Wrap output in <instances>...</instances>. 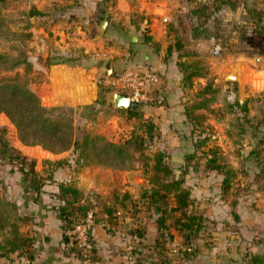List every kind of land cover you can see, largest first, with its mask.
<instances>
[{
	"label": "crops",
	"instance_id": "obj_1",
	"mask_svg": "<svg viewBox=\"0 0 264 264\" xmlns=\"http://www.w3.org/2000/svg\"><path fill=\"white\" fill-rule=\"evenodd\" d=\"M58 2L49 7L54 11L56 6L59 12L50 23L53 34L47 38L49 48L45 41L41 42L47 35L43 29L46 26L37 25L34 31L43 46L39 59L34 61L36 68L44 73L34 88L41 103L46 106L91 103L98 96L99 85L123 91L106 83V76L130 71L148 73L150 80L138 101L144 103V115L154 122L157 136L152 148L148 151L144 148L143 152L152 157L154 151H163L173 175L181 177L182 184L189 189L191 202L186 210L201 215V227L190 246L192 255L187 258L170 263L165 257L168 251L190 249L171 223L161 254L158 252L154 245L155 212L142 196L148 184L145 174L139 173L141 163L137 161L132 167L122 169L64 162L49 164L48 168V163L38 159L34 169L50 175L42 178L38 191L27 185L19 170L1 165V177L9 191L7 197L15 200L25 218L19 228L30 236L24 249L28 259L13 252L7 259L0 257L1 264L19 263L21 257H24L22 264H264V185L257 173L259 166L254 162V147L248 149L246 156L241 152L250 139L259 138L264 132V113L253 116L251 101L247 99L255 93L264 95V0ZM39 3L36 6L41 9ZM103 19L106 22L101 28ZM195 26L208 30L209 36H192L191 28ZM214 30L226 33L231 41L240 40L244 48L242 58L236 52L227 54L223 62L211 67L215 70L211 73L216 74L211 86L225 88L231 84L238 101L245 100L247 107L245 131L239 137L229 129L227 117L212 113L214 104L210 102L206 111L204 122L213 127L210 137L217 155L235 173L225 190L221 182L223 174L205 165L208 143L196 149L193 158L185 159L187 153L193 152L198 131L192 130L183 109L197 99V89L208 85L196 58L202 55L205 42L217 35ZM106 40L110 41L108 45ZM176 43L181 46L177 47ZM53 48H66L69 57L50 61L47 56L52 58L60 52ZM88 50L95 51L91 57L95 56L96 61L82 57ZM108 56L111 57L109 75L103 73L104 65L100 64L106 63ZM46 57L48 61L44 62ZM181 63H191V70H196L190 84L182 79ZM226 71L233 72L235 79H226ZM112 120L111 125L117 126L116 120ZM234 120L237 121L236 117ZM231 122L233 125V117ZM13 145L22 155L31 154L28 146L19 141ZM33 147L47 161L59 158L67 161L66 156L72 151L51 152L39 145ZM148 162L152 163V159ZM68 180L85 194L86 190L93 192L89 196H93L90 199L94 202L100 201L98 207L94 206L90 230L92 250L87 258L75 255L63 237L66 227L58 215L61 199L57 192L58 184ZM108 206L112 208L109 214L103 209Z\"/></svg>",
	"mask_w": 264,
	"mask_h": 264
},
{
	"label": "trees",
	"instance_id": "obj_2",
	"mask_svg": "<svg viewBox=\"0 0 264 264\" xmlns=\"http://www.w3.org/2000/svg\"><path fill=\"white\" fill-rule=\"evenodd\" d=\"M30 14H42L39 9L32 7ZM209 31L204 28L199 29L198 26L191 28L192 36H209ZM177 47L181 44L176 43ZM0 58L5 55L0 52ZM23 63L24 73L28 70L30 63L25 57L14 58L9 66ZM184 66L182 79L185 84H190V77L196 74V70H191V63H181ZM109 87L99 85L98 96L91 102L76 106L66 105H43L40 97L35 89L27 84V78H23L17 72L12 75L0 77V111L3 112L10 122L14 125L17 138L23 144H37L51 152H60L66 149L77 150L78 158L82 160L83 165L92 162L102 166L112 168H129L135 155L143 157L141 159V167L139 173L145 174L147 188L142 192V196L146 197L147 206L154 208V221L157 228L154 245L157 246L158 252L161 254L162 242L169 233L168 224L171 223L173 228L178 230L183 236V242L191 243L192 239L197 236V232L201 227V215L194 211H187L186 208L191 202L189 189L182 184L181 177H175L172 168L165 160L162 150H156L152 157L146 155L143 150L147 145V141L152 140L156 134L155 124L145 116L142 109L143 102L137 101V105L133 108H120L126 117L137 119L135 128H131L127 135L119 136L116 139H110L101 133H95L82 128L79 135L75 129L77 126L73 123V115L81 118L92 119L94 115L95 104L104 102V92ZM210 90L208 86H203L197 91L191 103L186 104L183 109L185 118L192 125V130L197 129V137L193 141V152L187 153L185 159L190 160L195 154L194 151L200 146L205 145L209 137V125L204 122L206 111L209 109L208 103L213 99L212 95L206 96V92ZM124 93V91H121ZM227 111L234 112V107L243 113L236 117L239 125V133L245 131L243 122L247 111L246 101L224 102ZM243 120V122L241 121ZM83 127V126H82ZM0 139V150H4L8 160H17L20 164L26 161V157L22 154L12 153V149L3 145ZM244 145V144H243ZM264 145V132L259 138L250 139V143L245 144L243 150L244 156L252 150L254 154V162L258 168V176L262 179L264 185V156H261V147ZM4 148V149H3ZM9 148V149H8ZM242 149V148H241ZM244 150H247L246 152ZM209 155L206 157L205 165L213 168L223 174L222 189L225 190L227 182L234 176V171L228 164L221 160L217 155V149L214 146L208 148ZM152 159L149 164L148 159ZM53 163V164H52ZM33 161H29L31 175H26L24 171L22 177L27 181V185L34 191H38L42 184V180L35 179L38 175L33 171ZM52 165H58L57 161H51ZM20 169H23L20 168ZM49 175V174H48ZM36 176V177H35ZM50 176V175H49ZM48 178V177H47ZM58 196L61 203L58 205V215L63 221L64 227L68 228L71 222L77 221L81 215L86 212L87 204L81 202L80 189L70 180L60 182L58 184ZM14 201L5 199L0 195V257L7 256L9 252L22 251L29 243L30 236L23 233L19 225L25 218L21 217L16 210ZM108 214L111 207H103ZM65 228V229H66ZM66 238V235L63 234ZM190 248V245H189ZM92 250V248H91ZM28 259L29 255L23 252Z\"/></svg>",
	"mask_w": 264,
	"mask_h": 264
},
{
	"label": "rangeland",
	"instance_id": "obj_3",
	"mask_svg": "<svg viewBox=\"0 0 264 264\" xmlns=\"http://www.w3.org/2000/svg\"><path fill=\"white\" fill-rule=\"evenodd\" d=\"M58 1L59 0H0V52L5 55L4 59L0 58V77L9 76V75H12L14 72H17L20 75H22L23 78H27V84L33 88H35V85L43 79L44 73L41 69L36 68L34 61L35 60L37 61L40 57L39 52L43 48L41 42L45 41V44H47L46 46L48 47L47 38L52 37L53 33L51 30L50 23L54 21L55 18H57L54 16V14L57 15L59 12L57 11L56 6L53 5L54 11H52L49 7L51 6L52 3H60ZM39 2H41L42 4H40ZM38 3L42 5L40 6L42 7L41 9L37 8L36 4ZM32 7L39 9L42 12V14H30L29 11L32 9ZM37 25H40L41 27L46 26V28H43V29L47 33V35L43 36L42 38L40 36L41 42H40V39H38L39 37L37 38V36H35L34 34L35 33L34 31ZM214 31L217 35H215L212 41L220 42L222 46V56L215 57L211 54L210 49H211L212 41L209 40L205 42V47L204 46L202 47V50L200 52L202 55L197 57L196 59H198L199 65L203 72L201 76L207 77V78H204V80L206 79V83L208 84L207 86L210 90L205 91L206 92L205 95L213 96V99L210 101L211 103L209 102L210 104L215 105V109L212 110V113L214 115H221L222 113L223 117H227L229 129H231L235 133V136H236L241 133L238 132L239 131V125H238L239 121L238 120L235 121L234 119L235 117H241L239 115L243 113L238 109V107L233 108L234 112H232L231 110L227 111L224 105V102L226 101H229V102L233 101L231 99H227L226 95L229 91H233L235 93V90H234L235 88L231 84L226 85L225 88L222 86L213 88L214 86H211V83L214 81V77L216 76V74L211 73V71H215L214 68H211V67L218 66L221 62H223L224 61L223 59L226 57L227 54L236 52L238 57L242 58L243 50H244L243 43L240 40H238L237 42L231 41L226 35V33L223 35L221 32H218L217 30H214ZM238 38L240 39V33H239ZM35 40H36V45H35ZM109 43L110 41L106 40L105 44L108 45ZM188 46L190 47L191 43H189ZM54 50L60 51L59 54H55L56 55L55 57H57L58 59L55 57L51 58L47 56L48 58H50L49 59L50 61L51 60H61V59L65 60L69 57L65 53L66 48H64L63 50H59V49H54ZM95 50L98 51L97 49ZM88 51L89 52L82 53V57L85 58V60L92 58L93 61H96V59L94 58L95 56L91 57V55L93 54L92 53L93 50H88ZM21 57H25L26 60L29 61L30 63V66L28 70L25 71V73H24L23 63L17 64L13 66L12 68H6V66H9V64L12 62L14 58H21ZM47 57L45 58L44 62L48 61ZM105 58L107 59V57ZM100 64L101 66L104 65L103 69L107 65V63H103V62ZM232 73L233 72L226 71L224 75L225 78L229 80L233 79L234 76L232 75ZM109 90L111 89L108 88V90L104 92V102L95 104L94 106L95 110H94V115L92 119L78 117L77 115L74 114V112L70 113L71 115H73V123L77 126L75 131L78 135L80 131L82 130V128H85L88 131H92L95 133H101L107 138L116 139L119 136L127 135L129 130L132 127L135 128L136 123L138 122L137 119L126 117L124 111L120 110V107H115L109 103H106L107 101L106 94ZM199 90H201V88L197 89L196 92ZM263 96L264 95H258L256 93L250 95L249 97L247 96V99L251 101L250 107H251L253 116H256L257 113H264V100L261 99L263 98ZM235 98L238 99L237 94L234 95V99ZM222 102H223V106H222ZM115 116L116 117L119 116V117L115 118ZM232 117H233V125H231ZM112 118L116 120L117 126H115V124L111 125L113 122ZM241 121L243 122L242 119ZM244 125L245 123L243 122V126ZM263 127L264 126H262V128ZM206 130L210 132L209 137L206 140V143H208L210 146L216 147V145L212 144V139L210 137V135L213 133V127L210 126L209 129L206 128ZM155 136H157V134ZM155 136L152 138V140L147 141L148 143L145 146V151H148L147 149H151L152 146L155 144V141H156ZM239 136L240 135H238V137ZM0 139H2L4 146L12 149V153L21 154V152H19V149L13 145V143L18 144V141L20 142V140L17 138L15 127L10 122L8 117L1 111H0ZM237 142L241 143V141H237ZM20 143L23 144L22 142ZM23 145L28 146V150L31 153L28 156L27 155L25 156L26 161L23 164H20L17 160H8L7 155L4 154V150H0V195L4 197L5 199L14 201V202L15 200H13L10 197H7L9 194V191L7 188H5L3 179L1 177V174H3V171L1 170V165L5 166L6 169H11V170L17 169L21 173H24V171H27V173L25 174L31 175V173L29 172L30 171L29 161L32 160L33 161V164H32L33 171L38 175L37 177L35 176L36 177L35 179L42 180V178L50 177L48 175L49 173L47 174L43 172L44 174H41L37 170L34 169V165L37 163L38 159L42 163H48L47 165L48 168H49V164H51V161H47L46 158H43V156H41V154L38 153V151L35 149L37 147H33L34 145H37V144H23ZM71 150H72L71 153L68 156H66V158L69 160L63 161L62 158H59L54 161H57V163L59 164L61 162L82 164L83 163L82 160L78 158L77 150H74V149H71ZM134 155H135V159L133 160V162L137 161L138 163H141V159L143 157H138L137 154H134ZM261 156H264L263 148L261 151ZM89 163H92V162H88V164ZM22 167L23 169H20ZM138 189H140V187H138ZM90 194H94V193L91 191L89 192L88 190H86V194L85 192H81L80 201L85 202L87 204L88 208L86 209V212L90 211L94 218L95 217L94 206L96 205L95 208L98 207V204L100 203V201H98V203H96L97 200L94 202L92 199H90V197H93V196H89ZM15 205L17 206L16 210L18 211V214L23 218L24 216L21 213H19L18 205L16 204V202H15ZM22 222L20 223L19 226H21ZM178 233L181 234L180 232ZM194 240L195 238L192 239L191 241L192 244ZM164 241H166V239ZM182 242H183V236H182ZM191 243L189 244L185 243V244L191 246ZM13 252H15L16 254L19 253L22 256H23V252L26 253L24 250L13 251ZM13 252H9V253H13ZM9 253L7 254V256H4V258L7 259L9 257ZM189 255H192V247L189 250L185 248H179L173 251H168V254L165 253V257H167V259L170 260V263H172V260L174 259L178 261V259H181L183 257L187 258ZM2 259L3 258H1V260ZM23 260H24V257H21V259L18 260L19 263H16V264H22Z\"/></svg>",
	"mask_w": 264,
	"mask_h": 264
},
{
	"label": "built area",
	"instance_id": "obj_4",
	"mask_svg": "<svg viewBox=\"0 0 264 264\" xmlns=\"http://www.w3.org/2000/svg\"><path fill=\"white\" fill-rule=\"evenodd\" d=\"M210 52L215 57H221L222 46L220 42L214 41L211 44ZM106 78V83L119 86L131 99L138 101L142 96L144 87L150 80V75L140 71H130L116 73L113 76H106ZM234 95L233 91H229L226 98L233 100ZM93 222L92 213L87 211L64 230L63 234L66 235V242L75 255L83 258H87L90 255L92 248L90 230Z\"/></svg>",
	"mask_w": 264,
	"mask_h": 264
},
{
	"label": "water",
	"instance_id": "obj_5",
	"mask_svg": "<svg viewBox=\"0 0 264 264\" xmlns=\"http://www.w3.org/2000/svg\"><path fill=\"white\" fill-rule=\"evenodd\" d=\"M106 20L101 21V28L104 27ZM106 67L102 70L103 73L109 75L111 73V57L106 59ZM234 79V78H233ZM231 79V80H233ZM107 103L120 108H133L137 105V101L131 99L126 93L111 89L106 94Z\"/></svg>",
	"mask_w": 264,
	"mask_h": 264
},
{
	"label": "bare ground",
	"instance_id": "obj_6",
	"mask_svg": "<svg viewBox=\"0 0 264 264\" xmlns=\"http://www.w3.org/2000/svg\"><path fill=\"white\" fill-rule=\"evenodd\" d=\"M232 75L234 76V78H235V75L232 73Z\"/></svg>",
	"mask_w": 264,
	"mask_h": 264
}]
</instances>
